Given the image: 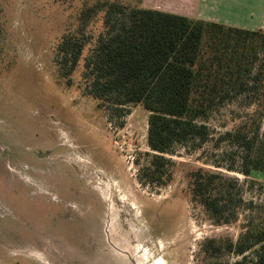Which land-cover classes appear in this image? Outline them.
I'll return each mask as SVG.
<instances>
[{
  "label": "rangeland",
  "instance_id": "rangeland-1",
  "mask_svg": "<svg viewBox=\"0 0 264 264\" xmlns=\"http://www.w3.org/2000/svg\"><path fill=\"white\" fill-rule=\"evenodd\" d=\"M99 1L148 4L0 1V264H233L237 255L215 253L207 242L236 241L248 212L216 226L190 201L188 187L194 170L223 171L240 181L247 202L264 203L263 172L246 177L204 162L232 163L235 150L220 137L254 107L240 98L216 108L202 120L213 141L198 152L176 146L166 155L167 185L144 184L140 169L153 155L150 113L130 104L112 116L85 94L89 46L70 84L55 63L57 43ZM101 15L88 31L98 34Z\"/></svg>",
  "mask_w": 264,
  "mask_h": 264
},
{
  "label": "trees",
  "instance_id": "trees-1",
  "mask_svg": "<svg viewBox=\"0 0 264 264\" xmlns=\"http://www.w3.org/2000/svg\"><path fill=\"white\" fill-rule=\"evenodd\" d=\"M100 14L102 29L94 34L88 29ZM78 20L79 27L65 33L56 45L60 78L71 83L89 46L83 68L85 94L112 116L123 115L130 104H140L150 113L147 143L153 155L140 169L144 184L167 185L172 174L166 155L178 145L203 150L213 137L202 120L240 98L254 111L236 130L220 137L235 150L232 163L212 158L204 162L246 177L253 171L264 173L263 31L115 1L85 7ZM188 192L190 201L202 207L216 226L236 223L242 212H248L236 241L212 239L208 249L237 255L233 264H248L249 254L253 264H264V203L247 202L237 178L203 167L190 174Z\"/></svg>",
  "mask_w": 264,
  "mask_h": 264
},
{
  "label": "crops",
  "instance_id": "crops-1",
  "mask_svg": "<svg viewBox=\"0 0 264 264\" xmlns=\"http://www.w3.org/2000/svg\"><path fill=\"white\" fill-rule=\"evenodd\" d=\"M162 2V4H161ZM137 6L227 27L264 32V0H161Z\"/></svg>",
  "mask_w": 264,
  "mask_h": 264
}]
</instances>
